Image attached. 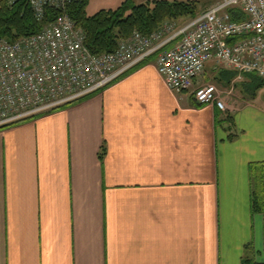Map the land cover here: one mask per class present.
<instances>
[{"label": "crops", "instance_id": "crops-1", "mask_svg": "<svg viewBox=\"0 0 264 264\" xmlns=\"http://www.w3.org/2000/svg\"><path fill=\"white\" fill-rule=\"evenodd\" d=\"M223 101L152 57L0 129V264H264V109Z\"/></svg>", "mask_w": 264, "mask_h": 264}, {"label": "built area", "instance_id": "built-area-1", "mask_svg": "<svg viewBox=\"0 0 264 264\" xmlns=\"http://www.w3.org/2000/svg\"><path fill=\"white\" fill-rule=\"evenodd\" d=\"M81 1L29 0L39 22L48 9L61 15L37 35L0 39V129L100 92L152 57L172 91L192 92L198 105L224 112L216 86H198L207 65L215 62L264 82V0H219L183 26L167 23L149 36L135 32L100 56L87 49L85 32L67 13Z\"/></svg>", "mask_w": 264, "mask_h": 264}, {"label": "trees", "instance_id": "trees-1", "mask_svg": "<svg viewBox=\"0 0 264 264\" xmlns=\"http://www.w3.org/2000/svg\"><path fill=\"white\" fill-rule=\"evenodd\" d=\"M90 1L84 0L71 4L67 13L85 32L87 49L93 55L100 56L114 52L120 40L131 37L135 32L149 36L161 29L166 22L178 23L185 19L189 22L197 18L211 6L202 9L200 7L212 0H154L142 5L127 1L116 10H101L94 16L88 14ZM216 2L210 3L215 5ZM0 3V39L11 42L39 34L46 25L54 22L61 15L60 11L48 9L44 19L39 22L29 6V0H21L14 5H10L9 0H0ZM233 18L237 21L234 15ZM248 76L254 79L258 89L264 87V82L257 76ZM102 158L103 155H101Z\"/></svg>", "mask_w": 264, "mask_h": 264}, {"label": "rangeland", "instance_id": "rangeland-1", "mask_svg": "<svg viewBox=\"0 0 264 264\" xmlns=\"http://www.w3.org/2000/svg\"><path fill=\"white\" fill-rule=\"evenodd\" d=\"M127 1H130L135 5H142L154 0H91L88 7V14L94 16L101 10H116ZM213 1L217 0L207 2L204 6L200 7V9L206 8L207 6L212 7L213 5H211L210 2ZM216 3H218V1ZM187 20L188 19L181 20L175 24H178V27H180L185 25ZM167 23L174 22H166L165 24ZM165 24L163 26H165ZM207 67L204 75L200 78V85L198 86H204L207 84L215 85L220 90L222 99L226 96L227 91H233V97L245 99L257 108L264 109V87L258 89L256 82L254 79H251L250 76L239 74L234 75L231 73L233 71L226 70L215 62L210 63ZM223 75L225 76L223 77Z\"/></svg>", "mask_w": 264, "mask_h": 264}]
</instances>
